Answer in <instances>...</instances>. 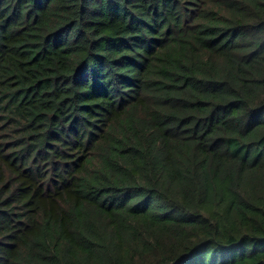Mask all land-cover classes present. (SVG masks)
Segmentation results:
<instances>
[{"label": "trees", "instance_id": "1", "mask_svg": "<svg viewBox=\"0 0 264 264\" xmlns=\"http://www.w3.org/2000/svg\"><path fill=\"white\" fill-rule=\"evenodd\" d=\"M0 264H264V0H0Z\"/></svg>", "mask_w": 264, "mask_h": 264}]
</instances>
